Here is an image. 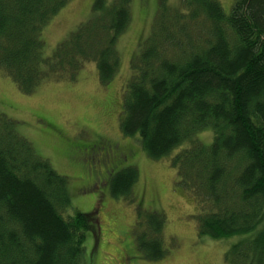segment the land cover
<instances>
[{
    "label": "trees",
    "instance_id": "16d2710c",
    "mask_svg": "<svg viewBox=\"0 0 264 264\" xmlns=\"http://www.w3.org/2000/svg\"><path fill=\"white\" fill-rule=\"evenodd\" d=\"M66 1L0 0V64L20 85L32 86L64 51L65 44L45 59L41 26ZM101 4L95 3L100 20L106 14L107 28L117 34L129 21V0L106 10ZM184 5L173 16L161 13L152 40L142 46L125 90L120 128L154 159L175 151L177 182L198 200V242L207 236L228 243L226 264H264V0H233L228 10L219 0H185ZM161 33L170 51L185 52L183 58L178 54L180 62L170 52L155 57L162 45L153 40ZM111 44L95 56L103 84L116 68ZM76 63H84V57ZM46 121V140L55 138L61 156L90 185L87 191L119 197L129 192L137 177L129 143L98 133L76 140L69 135L73 131ZM204 131L212 135L210 145L198 139ZM70 188L0 111V264H86L87 219L96 218L73 205ZM134 204L150 212L144 202ZM159 227L156 222V234ZM116 231L122 238H117L121 246L114 264H144L147 257L154 262L172 252L159 237L152 246L142 238L133 246L127 231L120 226Z\"/></svg>",
    "mask_w": 264,
    "mask_h": 264
},
{
    "label": "rangeland",
    "instance_id": "374dc122",
    "mask_svg": "<svg viewBox=\"0 0 264 264\" xmlns=\"http://www.w3.org/2000/svg\"><path fill=\"white\" fill-rule=\"evenodd\" d=\"M98 1L102 3L100 9L106 10L111 4L117 8L118 0H67L57 14L41 26V51L45 59L49 60L54 53L56 56L57 49L65 45L60 58L49 66L45 65L42 76L34 78L32 86L20 85L0 64V111L6 113L15 122L19 133L67 178L73 205L85 215L91 212L90 215L95 216V221L94 217L87 219L86 264L115 263L117 246H121L117 238H122L117 234V226L128 232L133 246L138 245L141 238L142 242L152 246L159 237L167 248L166 252L171 248L167 257L165 253L154 262L147 257L150 260L142 259L144 264H226L224 253L230 248L228 243L209 240L207 236L201 238L202 242L197 241L198 200L193 192L183 190L186 187L177 182L178 172L172 164L175 151L154 159L140 150L136 139L123 134L120 128L125 90L132 78L133 64L139 62L144 51L142 46L152 40L161 13L164 17L169 13L170 17L176 10L177 13L183 11L185 0H129V21L117 34L113 28V31L107 28L110 18L106 14L100 20L95 7ZM219 1L226 10L233 2ZM162 35H156L153 40L155 46L162 45L155 57H169L170 52L171 59L180 62L178 54L183 53V58L185 52L170 51ZM109 40L117 62L113 77L103 84L97 66L99 59L96 61L95 56ZM77 49L86 54H76ZM82 57L84 63L77 64ZM49 119L66 133L73 131L69 135L76 140L94 139L98 133L118 140L124 146L129 143L135 149L137 171L129 192L119 197L106 190L99 195L87 191L90 185H85L82 174L79 173L78 178L75 167L61 156L55 138L48 135L46 140V120ZM198 139L204 145H210L212 135L204 131ZM122 154L129 156V152ZM135 201L144 202L150 212L141 211ZM156 222H160L162 228L159 227L158 234L153 229ZM2 228H6L4 223ZM21 258L14 257L20 261ZM2 262L6 264L5 260ZM255 263L258 262L255 260Z\"/></svg>",
    "mask_w": 264,
    "mask_h": 264
},
{
    "label": "flooded vegetation",
    "instance_id": "af4514ba",
    "mask_svg": "<svg viewBox=\"0 0 264 264\" xmlns=\"http://www.w3.org/2000/svg\"><path fill=\"white\" fill-rule=\"evenodd\" d=\"M114 253V252H113ZM115 255H116V253H115ZM118 257V256H117ZM119 259H120V262H123V261H121V258L120 257H118Z\"/></svg>",
    "mask_w": 264,
    "mask_h": 264
}]
</instances>
